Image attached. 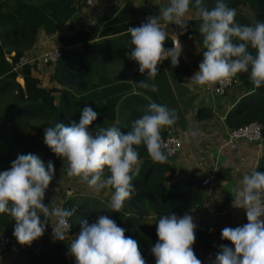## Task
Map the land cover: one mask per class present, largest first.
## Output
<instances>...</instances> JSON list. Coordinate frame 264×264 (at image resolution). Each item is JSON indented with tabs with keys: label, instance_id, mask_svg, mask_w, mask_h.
<instances>
[{
	"label": "clouds",
	"instance_id": "9594fccd",
	"mask_svg": "<svg viewBox=\"0 0 264 264\" xmlns=\"http://www.w3.org/2000/svg\"><path fill=\"white\" fill-rule=\"evenodd\" d=\"M194 7L196 18L201 21L199 33L206 51L199 70L189 82L211 88L239 73H247L255 89L264 86V22L237 23L236 9L225 0H215L210 9L203 5V0H195ZM189 11L190 0H169L159 8V16H150L146 23L127 28L131 36V51L127 55L137 62L141 74L147 71L146 79L131 81L137 88L157 92L158 86L149 81L157 76L158 64L170 59L173 67L178 66L182 45L178 35L169 36L166 29L169 24L176 25L182 35L187 29ZM169 38L172 46L165 49L164 43ZM98 115L85 106L78 123L72 121L68 126L55 123L46 128L44 143L63 160L68 177L79 178L94 192L113 188L108 208L119 213L136 192L133 179L140 174L142 163L137 148L143 145L154 163H167L161 133L165 127L175 125L179 117L175 109L151 102L126 134L116 125L99 127L92 134L89 126ZM197 135L196 130L189 129L185 139ZM105 168L110 173L107 178ZM53 176V163L49 161L46 169L43 161L32 153L18 155L9 170L0 172V214H7L16 222L13 235L21 246H30L40 238L49 221L54 240L65 241L69 234L75 209L50 208L43 203ZM231 194L232 206L245 210L247 223L244 218L243 226L222 229L221 239L231 242L233 247L220 245L212 264H264V172L245 173ZM41 215L45 218L43 222ZM195 229L188 213L182 217L161 216L156 223L158 240L151 248L155 264H202L192 248ZM125 231L106 215L91 224L85 220L68 244L69 254L76 264H145L138 241L125 236Z\"/></svg>",
	"mask_w": 264,
	"mask_h": 264
},
{
	"label": "trees",
	"instance_id": "16d2710c",
	"mask_svg": "<svg viewBox=\"0 0 264 264\" xmlns=\"http://www.w3.org/2000/svg\"><path fill=\"white\" fill-rule=\"evenodd\" d=\"M225 2L229 7L236 9L237 23L264 22V0ZM84 4V0H46L44 3H39L38 0H0V27L8 26L11 31L5 42L7 49L0 44V60L3 59L5 51H12L11 59L16 61L19 56L25 55L33 44L37 28L42 27L46 33L53 32L77 7ZM214 4L215 0H203V5L209 9ZM194 5L195 0H190V11L196 13ZM242 6L249 9L250 19L238 12ZM200 23L197 18L189 20L187 29L183 31V39L187 40L192 35L195 37L199 47L198 60L202 61L206 49L199 33ZM172 26L181 32L176 25ZM86 41H82L79 50L66 49L61 44L56 47L59 51L58 58L54 62L44 63L50 68L46 86H42L40 79L30 74V66L27 64L19 69L23 79L22 86L13 81L14 74H6L0 79V139L7 146L6 151L0 154V172L9 170L11 162L18 155L32 153L43 161L46 169L51 161L56 173L64 162L45 145L40 134L55 123H63L66 126L72 121L78 123L85 106L99 113L97 119L89 126V132L92 134H95L99 127L111 125L118 126L121 133L126 134L131 124L144 114L151 102L175 109L178 120H181L183 111L176 104V99L180 96L171 95L167 73L172 72L171 79L175 81L183 70H175L168 62L166 65H169V70L165 72L166 65L160 63L157 66V76L149 81L158 86V91L140 89L131 81L138 83L146 79L147 71L141 74L137 62L127 55L131 51V45L128 44L121 50L106 51L98 48V42ZM250 51L254 53V50ZM7 69L8 67L4 71ZM236 84L243 87L246 94L226 113L225 125L231 130L250 122L260 123L264 153V86L255 89L247 73L237 74L233 85ZM166 128L169 127H165L161 135H164ZM137 150L142 163L140 174L133 179L136 192L131 199L125 201L119 213L108 208L109 203L95 199L94 202L90 196L81 192L67 195L60 206L67 210L75 209L70 218L71 228L68 235L71 238L78 235L83 221L95 223L99 216L106 215L119 227L126 229L125 236L138 241L145 264H155L151 248L158 240V219L168 214L190 213L201 195V189L191 176L179 175L177 180H173V166L168 162L154 163L143 145ZM257 165L259 167L256 166L255 170L264 172V156ZM109 175L105 168V177ZM107 189L112 197L114 189ZM40 219L43 222L45 218L41 215ZM15 223L7 214H0V239L5 240L7 249L11 241L17 242L13 235ZM195 236L193 245L200 246L201 243L207 242L208 251L213 252V256H216L220 245L229 247L222 239L218 244H214L201 229L195 230ZM12 264H76V261L69 254L68 245L61 241H45L42 244L33 241L30 246H22L16 251Z\"/></svg>",
	"mask_w": 264,
	"mask_h": 264
},
{
	"label": "crops",
	"instance_id": "0c3cea01",
	"mask_svg": "<svg viewBox=\"0 0 264 264\" xmlns=\"http://www.w3.org/2000/svg\"><path fill=\"white\" fill-rule=\"evenodd\" d=\"M38 1L44 3L46 0ZM168 2L169 0H91L89 4L77 7L71 16L58 25L53 32L46 33L42 27L37 28L33 44L24 53L31 58L28 62L30 74L38 77L41 85L46 86L50 68L46 67L39 57L46 51L60 47V44L66 49L79 50L82 41L87 40L88 43L98 42V48L106 51L121 50L124 46L131 45V36L127 34V28L146 23L150 16H159V8L167 5ZM194 18L196 13L189 11L188 19ZM166 31L169 36L172 33L178 35L182 53L179 64L174 69L183 70L180 78L177 76L175 81L171 79L172 72L167 73V84L171 86V95L180 96L176 99V104L183 111L180 115L181 120L176 122L177 126H172L182 139V148L176 154L177 156L175 155L176 160L173 161L171 158L168 163L174 168L173 180H177L179 175L191 176L200 187L201 195L194 206L201 207V221L195 230H203L207 239L218 244L223 228H235L246 224L244 209L232 206L231 189L245 173L255 170L259 160L264 156L262 144L258 146L240 141L235 149L225 146V137L229 128L225 125L224 118L234 104L246 94L243 87L232 85L233 87H228L223 94L218 95L221 96L218 101L211 102L208 97L214 93L210 87L194 86L189 82L202 62L198 60L199 47L195 37L192 35L184 40L185 34L180 35L172 24L168 25ZM10 34L8 26L0 27V44L4 49H7L5 42ZM164 44L165 49H170V38L166 39ZM12 55V51H5L3 59L0 60V79L6 74H14L13 81L22 86L20 68L11 69ZM190 56H196V59L193 60ZM165 60L162 62L164 66L168 62L171 64L170 59ZM7 67L8 69L4 71ZM168 70L169 65H166L164 71ZM43 77H46L47 82L43 80ZM215 106L219 108L225 106L224 111L219 113ZM189 129L196 130L198 135L186 140L185 133ZM6 149V143L0 139V154ZM206 177L210 179V182L202 185L201 181ZM107 198L108 201L111 200L109 190ZM225 241L229 247H233L231 242ZM206 243L203 242L200 246L192 245V248L202 264H212L215 256L213 252L208 251ZM20 247L22 246L18 242L11 241L6 252L0 257V261L3 264H12L13 257Z\"/></svg>",
	"mask_w": 264,
	"mask_h": 264
},
{
	"label": "built area",
	"instance_id": "2783aa9c",
	"mask_svg": "<svg viewBox=\"0 0 264 264\" xmlns=\"http://www.w3.org/2000/svg\"><path fill=\"white\" fill-rule=\"evenodd\" d=\"M85 4H89L91 0H84ZM170 45L172 46V41L170 39ZM59 56V51L57 48L51 49L49 51H46L42 53L39 57L40 61L42 63H50L54 62ZM31 60V58L27 57L26 55H21L17 58L16 61L12 62L11 69L16 70L17 68H20L21 66L28 64V62ZM235 82V77L232 78L229 81H225L223 83H217L214 86L210 88L212 93L216 95L223 94L224 90L228 87L232 86ZM261 124L258 122H250L247 124H244L242 126L233 128L229 130L225 137V146L229 149H235L237 146V143L240 141L246 142V143H252L256 144L258 146L261 145ZM162 138L164 140V152L166 155H168V158L174 157L182 148V139L177 134L174 128H166L164 130V135H162ZM210 182V179L208 177L204 178L201 181L202 185H206ZM201 207L199 205L194 206V209L188 213L192 216L193 223L197 226L201 221ZM245 211V210H244ZM184 214H178L177 217H182ZM245 221L247 223L246 219V213H245ZM51 234L52 235V225L47 226L44 234ZM7 245L5 240L0 239V257L6 252ZM0 264H3L0 261Z\"/></svg>",
	"mask_w": 264,
	"mask_h": 264
},
{
	"label": "rangeland",
	"instance_id": "374dc122",
	"mask_svg": "<svg viewBox=\"0 0 264 264\" xmlns=\"http://www.w3.org/2000/svg\"><path fill=\"white\" fill-rule=\"evenodd\" d=\"M238 12L242 13L244 16L248 17L250 19L251 14L247 6H242L241 8L238 9ZM195 17V16H194ZM191 59L195 60L196 56H190ZM43 80L47 82L46 77H43ZM46 82L44 84L46 85ZM55 85V84H53ZM234 86H238L237 84ZM233 87V86H232ZM214 95V96H213ZM219 97L216 94H212V96L208 97V99L212 102V100L218 101ZM216 107V106H215ZM225 106L219 108L216 107V110L218 112L224 111ZM174 127L177 126V124L173 125ZM44 138V132H41L40 134ZM177 156V155H176ZM176 156L172 157V160H176ZM175 176V175H174ZM85 193L86 195L90 196L93 201L94 199L97 201H102L104 203H109L107 198V192L108 189L105 188L101 190L100 192H94L91 190L86 183H81L79 178L77 177H68L66 174V171L64 169V164H61L59 170L54 173L53 179L50 182L48 188L46 189L45 192V197L43 200V203L45 205H49L50 208L60 206L64 198L68 195H74L75 193ZM82 195V194H81ZM95 202V201H94ZM146 220V219H145ZM144 220V221H145ZM151 221L150 219H147ZM46 225H51V222L49 221ZM153 227V226H152ZM75 237L71 238L69 235H67V238L65 241H61L62 243L68 245L72 239ZM56 242L58 240H54L51 234H44L38 238V240H35V243L37 244H42L43 242Z\"/></svg>",
	"mask_w": 264,
	"mask_h": 264
}]
</instances>
